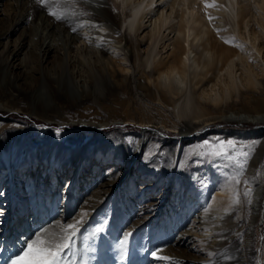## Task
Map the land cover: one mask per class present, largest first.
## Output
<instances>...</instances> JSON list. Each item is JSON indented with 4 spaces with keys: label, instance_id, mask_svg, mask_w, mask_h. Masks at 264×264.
Wrapping results in <instances>:
<instances>
[{
    "label": "rangeland",
    "instance_id": "obj_1",
    "mask_svg": "<svg viewBox=\"0 0 264 264\" xmlns=\"http://www.w3.org/2000/svg\"><path fill=\"white\" fill-rule=\"evenodd\" d=\"M30 1L32 7L29 19L32 22L37 20L38 13L42 11L47 13V17L53 23H58L64 20V17H71L76 11L78 12V10H73L67 6L60 9L58 2ZM140 1L142 0H131L123 6L121 1L106 0L109 7L108 14L115 23L117 22V27L121 33H126L130 45L134 48L133 63L130 60L123 62L121 58L125 52L115 49H109L113 53L108 51L105 58L98 51L93 54L79 52L77 57L78 60H81L79 64L83 65L82 68H86L87 71L92 70L95 75L93 79H97V84L102 81L100 75L112 76L108 74L109 66L111 71H117L116 80L121 81L123 73L120 67L124 63V67L126 65L130 67L128 75L132 77V80L129 82V88L117 91V95L114 94L107 101L91 97L75 104L69 103L65 94L61 93L55 107L48 111L49 115L47 116L52 119L49 122H44L39 117L28 114L33 110L30 107V90L24 92L22 99H14L15 102L13 101L16 108L23 109V113L7 112L0 109V160L4 148L1 147L3 137L7 132L17 130L18 127H23L25 132L26 145H21L26 154L30 152L29 148L33 144H39L46 138H49L53 145L65 144V149L72 154H77L80 149L89 147L101 149L110 147L112 151H116L114 160L109 157L104 162L98 161L99 163L94 161L95 159L91 160L90 173L82 177V179L85 178V181L81 182L82 188L76 191L73 201H69V196L68 198L65 197L68 182L73 178L75 171L68 166L64 168V170H68V173L61 175V177L55 175L51 177L48 165L33 160L24 163L16 170L0 171V177L9 178L0 187V252L5 246H14L15 244H18L17 246L25 245L26 248L30 247L32 252L49 247L42 244L41 238L43 236L36 235L38 230L29 237L24 234L28 232V229L23 228L24 222L25 225L35 226L32 220H35L38 208L30 206L13 219H9L8 215L5 217L6 212L10 213L13 209V200L7 197L10 188L13 189L10 195L17 196L21 202H24L22 198L29 196L31 185L35 192L37 191L36 188L40 189V181L42 183L40 190L44 195L43 200H48V205L58 211L53 215V218L61 220V231L68 235L73 232L75 227L80 226L75 240L87 245V264H95L96 259H99L100 263L107 264H132V261L139 264V258L148 255L147 250L151 252L147 259L149 260L153 256L154 250L158 251L164 247L172 246L179 235L175 232V238L173 240L171 238L167 243L166 237L172 235V230L168 228L171 229V226L166 224L167 219L182 225L186 218L177 221L176 216L179 217V209L181 208L185 212L189 210V214H191L194 212L193 204L202 208L196 217L191 216L187 220L188 225L194 224L193 222L197 220L200 221L195 227L197 236L190 237L189 244L177 245L174 252L177 256L186 257L188 262L185 264L195 263L193 261L202 256L213 258L216 249L208 245L206 241L208 237L213 240L216 239L219 231H215L216 228L210 225L208 220H203L201 212L206 211V208L212 203L210 196L213 195L208 193L210 188L220 187L229 190L234 195H237L238 192L241 197V200L237 202L238 206L235 208L234 217H231L234 226L229 238H225V240L230 239L232 245L240 251V254L242 253L239 255L240 260L236 264H263L264 124L254 125L237 120H223L219 117L230 112L263 113L264 109L259 100L264 99V79L260 84L261 86L256 88L257 91L255 89L248 90V88H239L240 91L236 89L230 98L226 97V102L220 108H215L213 102L210 103V101L200 97L203 88L210 87V79L216 81L222 74H224L222 78L224 77L226 81L228 79L224 73L227 64L220 71L222 64L209 43L214 40L218 43L223 42L231 47L239 48L238 50L241 52L240 38H244L243 32H249L248 30L253 24L255 28H259L260 25L251 22L247 30L244 29V26L239 29L237 21H241L243 8L245 9L250 3L253 5V14H256L258 7L254 5V0H246L244 4L247 3V5H243L242 0H233L232 7L234 9L229 14L226 7L227 3L224 4V0H198L196 9L190 16L200 17V25L194 26V31L202 29L203 33L197 37L198 39L195 38V33H190L189 37L191 38L189 41H185L188 37V29L179 32V27L183 23L181 20L186 16L188 5L181 4V0H175L173 6H168L167 3L170 0H152L154 4L149 3L150 0H145L140 14L142 18L139 15V18L135 19L134 22L136 32L130 31L128 18L131 19L132 17L133 4H138ZM2 8L4 10L9 8L8 3H4ZM249 19L250 17L245 19V23H248ZM7 20L5 15H0V28L4 26ZM29 23L13 36L12 43L6 45V40L0 42V51H2L0 59L4 61L3 65L10 69L17 63L14 64L13 60L7 58V55L14 49L16 41L22 40L24 28H28L27 32L31 36L33 27L31 22ZM140 23L142 27L137 31V25L139 26ZM248 38L249 36L246 37V39ZM176 42H180L184 48V51L178 50V54L187 64V74L177 77L175 74L158 77L156 72L158 62L168 60L166 56L172 50L175 51ZM243 44L246 45L247 43L243 42ZM96 55L100 56V59L104 58L97 65L95 64ZM237 57H234L236 65L238 64L234 69L235 71L241 68L240 60ZM107 58H112V60ZM60 59H62L61 63L63 61L64 66L75 65L72 57L66 56ZM212 60L215 64L209 66ZM26 62H30L28 58ZM37 63L40 65L37 58L35 61L32 60V67H35ZM55 64L57 66V62ZM17 67L18 65L14 67V70ZM240 72L241 70L238 69L237 76ZM36 75L40 76L38 73ZM138 78L145 81L147 87L153 89L157 97L159 96L158 91L165 92L171 102L169 104L163 103L158 98H152V93L146 96L137 88ZM169 78L173 81L171 88L168 86ZM88 79L92 80V76H88ZM216 90L219 91L218 87ZM1 98L4 100L12 99L9 96H0ZM114 98L121 103L116 109L107 112L109 110L107 105H112L113 100L111 99ZM201 103L210 104L209 109L204 114H201ZM94 106L100 108L102 113H95L97 108ZM85 111L86 113L90 112L91 116L84 115ZM162 112L165 114L164 116H162ZM115 113H118V117L123 118V120L127 118L129 124H114L103 130L82 124H61V122L66 121V118L85 120V116H89L93 121L101 122L110 119V115L113 114L114 116ZM149 122L155 125V130L160 127L159 134L151 135L144 142L143 137L145 135L140 128V123L148 124ZM6 124H10L8 126L12 125V127H6ZM182 126L188 128L190 132L198 131V134L196 132V136H193L194 132L190 134V139L184 138L180 135L179 130ZM202 128V133H200ZM138 148L139 154L136 157L138 169L140 168L143 172L137 171L138 173H133L131 176H123L122 169L126 167L124 165L126 160L133 158ZM112 151L109 150L108 156ZM217 151L221 154L216 155ZM227 153H231V157L226 159ZM236 160H241V164L237 165ZM92 173L94 176L97 173V176L92 177ZM186 173L189 174L188 177H184ZM15 175H19L17 180L13 179ZM119 179H125V184H121L114 190L106 189L104 194L101 187L102 183ZM61 180L65 182L61 183ZM51 183L59 185L60 196L58 198L56 193L52 194L49 191ZM152 184H154L151 186L154 187L152 190L145 188ZM257 187L262 189L259 209L251 207ZM15 188H22V197H19V190L17 191ZM142 189H144L145 195L138 196L143 191ZM158 195H163V207L160 208L161 203L155 210L147 207L152 201H158V199H153ZM250 209L257 211L251 213ZM214 215L216 218L220 217L217 212ZM27 221L33 224H29ZM123 233L126 238L129 237L128 241L125 239L122 241ZM56 242H59V246L61 244V248H57L54 260L59 261L60 264L76 263L77 251L73 246V240L62 238L57 239ZM69 243L71 244L70 251L68 250ZM39 245L41 249H39ZM0 254L5 257L4 251ZM102 256H105L104 260H102ZM49 264H53V260H50Z\"/></svg>",
    "mask_w": 264,
    "mask_h": 264
},
{
    "label": "bare ground",
    "instance_id": "obj_2",
    "mask_svg": "<svg viewBox=\"0 0 264 264\" xmlns=\"http://www.w3.org/2000/svg\"><path fill=\"white\" fill-rule=\"evenodd\" d=\"M44 1L45 0H40L41 3ZM47 1L60 3L58 5L60 9L63 6H67L69 8H72L73 10H78V12L76 11V13L71 17H64V20H61L58 23H53L47 17V13L42 11L38 13L39 16L37 20L32 22L31 19H29V14L31 12L32 7L30 5V0H0V15H5V17H7L8 19L4 26L0 28V42L6 40V45L10 42L12 43L13 36L22 27L28 25L29 22H31V25L33 27V29H31V36L29 35V32H27L28 28H24L22 40L18 42L16 41L14 49L10 51V53L7 55V58L9 60H13L14 64L15 62L17 63L12 66V69L7 67L6 65H3L4 61L0 59V96H9L12 98H8L5 100L1 98L0 109L7 112L12 111L14 113H23L24 111L22 108L15 107L14 99H22L24 97V92L30 90V99L32 102H30V107H32L33 110H31L28 114L33 115L35 117H39L44 122L52 121V119L47 116L49 115L48 111L50 108L55 107L56 103L58 102V97L59 95H61V93L65 94L69 103L75 104L77 102H83L87 98L90 99L91 97L107 101L110 97H113L114 94L117 95V91L126 90L130 87L129 82L130 80H132V77L128 75L130 67H128L127 65L126 67H124V63L122 64L120 70L123 73V79L121 81H118L115 78V76L117 75V71H111V68L109 66L108 74H111L112 76L104 77L105 75H100V77H102V81L97 84V79H93L95 75L93 74L92 70L87 71L86 68H82V64H79L81 61L80 59H77L79 52L93 54L94 52L98 51L105 58V54L108 53L109 49H115L125 52V56L123 55V57L121 58L123 62H126V60H130L132 62L134 58V48L130 45L129 38L127 37L126 33H121V31L117 27V22L115 23L111 19V16L108 14L109 7L107 5L106 0H46V2ZM116 1H121V4L125 6L126 3L131 0ZM148 2L154 4L152 3V0ZM196 2H198V0H181V4L185 6L188 5L186 16L181 20V22L183 23L179 27V32H184L188 29V37L185 41H189V38H191L189 37L190 33H195L196 39H198L197 37L203 33L202 29L198 31L195 30L196 32L194 31V26L200 25V17H191L196 9ZM242 2L243 5H247V3L244 4L246 0H242ZM4 3H8L9 8L4 10L2 8ZM225 3H227V12H229L230 14V11L234 9V7H232V5L234 4L233 0H224V4ZM254 3V5L258 7L256 14L252 13L253 5L250 3L245 9L243 8V12L241 13V21H237V26H239V29H242V27L244 26V29L247 30L251 22H255L257 25H260L259 28H255L253 24L250 30H248L249 32H243V34H245L246 37L249 36V38L246 39L245 35L244 38H240V44L242 47L241 52L240 50H238L239 48L237 49L235 47H231L230 45L223 42L218 43V41L216 42L214 40L212 43H209V45L211 44L212 49H214V53L217 59L222 64L221 70H219L222 71L224 65L227 64V68L224 72L228 77V79L226 78L227 81L224 79V77L222 78L224 74L220 75L216 81H212L210 79V87L208 86L207 88H203V91L201 92L200 97L206 99L207 101H210V103L213 102L212 104H214L215 108H220L221 106H223V104L226 102V97L230 98L236 89L239 91L241 90L239 88H248V90H256V88H259V86H261L260 84H262V80L264 79V0H254ZM143 4H145V0L140 1L138 4H133L132 17L134 20L132 19V17L131 19L128 18V29L130 31L136 30L134 22L135 19L139 18ZM167 4L168 6H173L175 4V0H170ZM140 16L142 18V15ZM248 17H250V19L248 23H245V19H247ZM124 25L126 26V24ZM140 25L141 23L139 24V26L137 25V31H139V29L142 27ZM243 42L247 44L245 45L243 44ZM176 43L177 44L174 45L175 51L172 50L171 53L167 54L168 56H166V59L168 60L165 62H162L160 60L158 62L156 70V72L158 73V77H161L162 75L171 76L174 74L177 77L178 75L185 76L187 74V64L181 59L180 54H178V50L182 51L184 48L180 42ZM110 53L113 52L111 51ZM238 54L241 55L238 56ZM1 55L2 51H0V56ZM66 56L72 57V61L75 65L64 66L63 61L61 63L62 59L60 58ZM96 57V65L100 64L101 60L104 59H100V56L98 55H96ZM234 57H237L240 60L241 68L238 69L241 70V72L240 74H238L239 76H237L238 69L236 71L234 70L236 66H238V64L236 65ZM27 58L30 62H26ZM36 58L40 65H38L37 63L35 67H32L31 62L32 60L35 61ZM107 59L112 60V58ZM56 62L57 66L56 64L54 65V63ZM213 62L214 60L209 63V66L215 64ZM16 65H18V67L14 70V67H16ZM36 73H38L40 76H37ZM88 76H92V80H89ZM40 78L42 79L39 81ZM139 79L140 78H138L137 80L138 83L135 81L137 88L141 92L145 93L146 96L152 93V98H158L163 103L169 104L171 102V99L168 98L165 92L158 91L159 96L157 97L155 91L153 89H149L145 84V81H141L142 79ZM168 86L170 88L173 86V81H171L170 78L168 79ZM216 87H218L219 89L218 92L216 90ZM111 100H113L112 105H114H107V107L109 108V110L107 109V112L112 111V109H116V107H118L121 103L116 98ZM259 101L261 107L264 109V99H260ZM242 102L244 103V101ZM209 105V103L208 105L205 103L200 104L201 114H204L206 110L209 109ZM94 107H92V109ZM241 107L243 106L241 105ZM96 108L97 109L95 110V113H102V111H100V108ZM85 114L91 116L90 112L86 113L85 111L84 115ZM117 114L118 113H115L114 116L112 114L113 117L110 115V119H106L104 121L100 120L101 122L93 121L89 118V116H85V120L66 118V121L61 122V124H82L84 126H95L102 130L114 124H129V120H127V118H125L126 120H123V118L118 117ZM161 114L162 116L165 115L163 112ZM219 118L223 120H237L245 123H252L254 125L264 124V112H230L225 116H220ZM6 125V127H12V125L8 126L10 124ZM140 126L142 132L145 135V137H143L144 142L146 141V139L150 138L151 135L159 134L158 132L160 127H157L155 130V125L150 124V122L148 124L140 123ZM179 130L180 135L184 138L187 137L188 139L191 138L190 134L195 132H190V130L185 126L180 127ZM200 130L201 131L199 132L202 133L203 128ZM196 132L198 134V131ZM196 132L193 134V136H196ZM21 144L26 145V136L25 132L23 131V127H18L17 130H13L5 134L1 142V147L4 148L2 150L3 155L0 160V171L16 170L24 163L32 160L34 162H42V164L48 165V169H50L51 171V177L52 175L61 177V175L68 173V170H64L65 166L75 169L73 178L68 182V187L66 190L67 194L65 195V197L67 198L69 196V201H73L75 198L74 196L76 194V191L82 188L81 182L85 181V178L82 179V177L90 173V164L92 163L91 160L95 159L94 161H96L97 163H99L98 161H106L108 157L114 160V154L116 152L112 151L110 147H106V149L89 147L80 149L79 151H77V154H72L70 151L65 149V144L53 145L51 140H49V138H46L42 140V142H40L39 144H33L29 148L30 152L26 154ZM139 148L133 158L128 161L126 160V164H124L126 165V167L122 169L123 176H131L137 171H139V173L143 172V170H141L140 168V170L138 169V163L136 158L139 154ZM109 150H111L112 152L108 156ZM91 176L95 177L97 176V173L95 174V176L94 173H92ZM185 176L188 177L189 174L186 173L184 174V177ZM18 177L19 175H15L13 179L17 180ZM6 179L9 178H6L5 176L0 177V187L4 185V181ZM93 180L94 178L92 179V181ZM124 181L125 179H119L111 181L109 183H102V191L105 194L106 189L114 190L121 184L124 185ZM64 182V180H61V183ZM39 185L40 189H42V183L40 181ZM153 185L154 184L149 185L145 188L152 190L154 187L151 186ZM40 189L36 188L37 191L35 192L33 186L31 185L29 189V196L26 198H22V201L24 202H21V199H19L17 196L10 195V193L13 191V189L10 188L7 197L8 199L13 200V209L10 213L6 212L5 217L8 215L9 219H13L25 208H28L30 206L36 207V209L38 208L36 210V218L35 220H32V222L35 223V226L25 225L28 229V232L23 233L29 237L32 236V234L38 230V233L36 235L43 236L41 238L42 244L44 246L49 247L41 249V246L39 245V249L41 250H35L34 252H32L30 250V247L26 248L25 245L22 244H20L19 246H17L18 244H15L14 246H5V249L2 246L3 249L0 253L4 251L5 257L0 254V264H49L50 260H54L56 257L55 253L58 250L57 248H61V244L59 246V242H56V240L62 238H64L65 240L72 239L74 242L73 246L76 248L77 251V260L76 263L74 262V264H87V245H84L83 243H78L75 240L80 226L75 227L72 233L68 235L64 234L61 231V220H55L53 218V215L58 211H55V208H52L48 205V200H43L44 195L42 193V190ZM15 190H19V197L23 196L22 188H15ZM142 190L143 191H141L138 196L145 195L144 189ZM214 190L215 192H213ZM261 190L262 189L260 187L256 188V194L254 196L255 198L253 201V205L251 206L252 208L259 209V206L261 204ZM49 191L52 192V194L56 193L57 198L60 196L59 185L57 183H51ZM85 192H87L86 189ZM208 193L209 195H213L210 196V199H212V203H210V206L206 208V211L201 212V215H203V220H208L210 225L216 228L215 231H219L216 235L217 238L215 237L216 239L213 240L212 238L208 237L206 241L208 245L216 249V254L213 258H205L202 256L198 259H195L193 261L195 263L191 262L190 264H236V262L240 260L239 255H241L242 253L240 254V251L237 250L234 245H232L230 239L225 240V238H229L230 232L234 226V223H232L231 221V217H234L235 208L238 206L237 202L241 200V197L238 192L237 195H234V193L230 192L229 190H226L225 188L221 189L220 187L210 188ZM162 196L158 195L153 197V199H158V201H152V203H150L147 207L155 210L157 209V206L161 203L160 208H162V202L164 201V198H162ZM192 209L194 210V212L191 214H189V210L185 212L182 211L181 208L179 209V217L176 216L178 218L177 221H181L182 218H186L183 221L182 225L178 222L169 221L167 219L166 224L167 226H171V229L170 227L168 228L169 230H172L171 237H166L167 243L171 240V238L172 240L175 238V232L179 233L176 241L173 242L174 244L172 246L164 247L163 249H160L158 251L154 250L153 256L149 260L147 259L151 252L147 250V256L142 257L140 255L142 258H139V264H185L188 262V260H186V257L177 256L174 250H176L177 245L182 246L186 245L187 243L189 244L188 241L190 237L197 236L195 232V227L198 226L197 223H199L200 221L197 220L193 222L194 224L188 225L187 220L188 217H196L197 214L200 213V209L202 210V208L196 207V204H193ZM256 209H253V211L250 209L251 213H256ZM216 212L220 214V217H214V214ZM152 217L154 218L153 215ZM28 223L33 224L30 222ZM124 239L128 241L129 237L126 238L123 233L122 241ZM167 243L165 242V244ZM104 259L105 256H102V260ZM65 264L68 263L66 262ZM95 264L107 263H100V260L96 259ZM132 264H136L135 261H132Z\"/></svg>",
    "mask_w": 264,
    "mask_h": 264
},
{
    "label": "snow or ice",
    "instance_id": "obj_3",
    "mask_svg": "<svg viewBox=\"0 0 264 264\" xmlns=\"http://www.w3.org/2000/svg\"><path fill=\"white\" fill-rule=\"evenodd\" d=\"M215 154H216V155H220L221 153H220L219 151H217ZM229 157H231V153H227V154L225 155V158H226V159L229 158ZM235 163H236L237 165H239V164H241V160H236ZM68 250H69V251L71 250V244H70V243H69V245H68ZM53 264H60V262H59V261H56V260H53Z\"/></svg>",
    "mask_w": 264,
    "mask_h": 264
}]
</instances>
